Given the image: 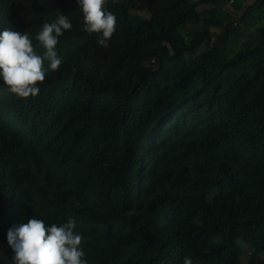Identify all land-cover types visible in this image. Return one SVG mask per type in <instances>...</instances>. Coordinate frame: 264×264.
<instances>
[{"label": "trees", "instance_id": "obj_1", "mask_svg": "<svg viewBox=\"0 0 264 264\" xmlns=\"http://www.w3.org/2000/svg\"><path fill=\"white\" fill-rule=\"evenodd\" d=\"M222 2L107 0L117 25L101 46L77 0H0V33L27 32L38 54L44 23L72 24L38 95L0 77V264L8 229L33 216L74 219L88 264H244L240 242L264 264V27L212 44L234 21Z\"/></svg>", "mask_w": 264, "mask_h": 264}, {"label": "clouds", "instance_id": "obj_2", "mask_svg": "<svg viewBox=\"0 0 264 264\" xmlns=\"http://www.w3.org/2000/svg\"><path fill=\"white\" fill-rule=\"evenodd\" d=\"M83 13L84 30L102 34L98 44L107 46L116 31L117 17L106 7L107 0H77ZM68 17L60 14L54 22L44 23L36 40L44 51L38 54L27 32L5 28L0 33V77L13 94L27 98L40 92L39 84L46 79L48 67L59 69L62 59L56 48L59 38L70 30ZM76 222L69 218L66 223L48 226L35 216L27 223H18L7 231V243L12 249L13 264H88L81 244L83 237L74 231ZM183 264H193L185 257Z\"/></svg>", "mask_w": 264, "mask_h": 264}, {"label": "rangeland", "instance_id": "obj_3", "mask_svg": "<svg viewBox=\"0 0 264 264\" xmlns=\"http://www.w3.org/2000/svg\"><path fill=\"white\" fill-rule=\"evenodd\" d=\"M253 3H254L253 0L250 2H245L244 5L238 10L234 8L233 0H224V2L220 3L218 5V8H222L229 11L231 16L234 18L233 19L234 21L232 23L227 24L228 27L227 30L212 29V31L216 34V36L212 39V44L221 45V43H223L225 39H229L232 43H236L239 41H243L246 43L250 42L251 41L250 39L256 35V29L258 27H264V13H263V20L261 22H258L251 30H248L245 24L244 23L242 24L239 21V18L242 17V15L247 10L248 6L252 5ZM201 15L205 16L206 11L201 12ZM254 15L258 16V13H255ZM252 22H254V20L251 18V23ZM202 28H203L202 24L187 27L184 29V34L187 39H190L192 38V35L194 33L199 32L200 30H202ZM204 47L205 44H203V48H200L197 52H195L192 55V57H196L199 54H201L203 52ZM239 247L242 251V262L245 264L247 263L249 256L252 254V251L249 249V247L246 244L242 242L239 243ZM262 258L264 259V254H262Z\"/></svg>", "mask_w": 264, "mask_h": 264}]
</instances>
